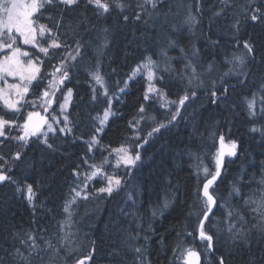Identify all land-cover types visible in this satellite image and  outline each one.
<instances>
[{
  "label": "trees",
  "instance_id": "obj_1",
  "mask_svg": "<svg viewBox=\"0 0 264 264\" xmlns=\"http://www.w3.org/2000/svg\"><path fill=\"white\" fill-rule=\"evenodd\" d=\"M137 2L124 0L129 7L123 13L113 7L110 14L103 16H97L91 6L85 7L82 2L63 12L58 31L59 7L41 9L38 14V23L51 28L60 41L74 49L79 39L84 47L81 57L68 61L69 79L60 86L59 100L53 103L57 107L63 94L72 89L65 112L71 132L59 131L64 127L62 121L46 136L29 137L27 144L11 139L22 134V128L16 126L6 129L8 138H0V156L8 161L4 170L17 181L16 184L0 182V259L4 264H24L9 253L20 248L27 255L20 241L26 240L29 234L36 238L41 249L39 255L32 256L31 264H74L75 259L92 251L93 241L95 252L86 264H141L134 251L136 247L143 249V264H184L183 253L188 247L201 253V264H208L209 259L211 264H219L220 256L226 264H247L250 258L257 264H264V232L253 228L259 216L245 205V200H258L264 193V184H261L264 179L261 97H256L254 117L249 116L246 104V98L252 99L253 92H258L264 82V18L256 22L250 19L253 9L259 8L264 13V0H227V4H222L221 0H200L199 4L197 0H159L155 9L146 6L147 12H141L139 21L133 19L140 11ZM189 12L197 20L191 28L184 23ZM216 12L221 14L214 15ZM124 15L130 17L127 22L123 20ZM104 28L109 30L106 34L108 44L99 49L105 36ZM169 40L175 41L177 46L169 47ZM246 40L255 48V59L249 58L245 69L247 80L239 85L238 81L244 77L225 76L231 67L225 60L234 54H243ZM22 47L30 49V46ZM160 49H167V55L172 57L170 65L164 63ZM31 51L36 52L35 49ZM50 52L51 59L37 53L44 59L40 67L45 74L53 71V65L59 66L65 55L64 48L50 49ZM193 52L197 55L193 56ZM147 55L159 63V68L154 69V83L155 88L165 94V100L156 92L149 93V99L145 100L147 83L143 75L128 79L132 69ZM98 59L112 97L111 115L100 132L96 131L99 121L93 117L102 116L109 103L103 95L92 100L94 81L86 71H95ZM188 59L200 74L191 84L188 82L190 70H184ZM209 64L211 70H208ZM51 79L48 76V80ZM214 83L217 95L221 96L217 104L211 102ZM45 84L47 80L27 94L31 109L25 107L18 116L0 103V115L22 125L27 112L40 110L44 113L42 107L33 109L31 102L39 105L37 97ZM226 87L228 92L224 98ZM185 94L189 99L180 106L179 98ZM171 101L175 103H169ZM141 106L144 112H140ZM178 107L180 112L172 121V114ZM161 123L166 127L149 136ZM93 135L98 143L89 151ZM220 135L225 137L226 144L235 141L237 149L234 156L223 158L221 174L210 189L219 199L206 221V230L214 237V254L209 257L205 254L207 242L198 238V218L190 213L198 212L199 218H203V205L195 193L202 189L205 181L203 167L215 173L214 156L220 147ZM45 139L52 148L43 143ZM122 145L134 155L141 154V160L130 171L122 165L115 167L116 158L111 150ZM17 151L22 156L19 160L13 159ZM105 158H108L107 163H104ZM4 160H0V164H4ZM90 164H103V171L108 175L118 174L122 185L108 195L96 192L106 186L103 175L86 182L89 198H78L72 206V247L78 250L69 256L67 249L60 247V222L67 216L63 206L71 198V188L77 184L84 186L85 175L91 171ZM74 171L80 173L79 178ZM28 184L35 193L31 205L26 199ZM18 186L24 191L17 192ZM234 187L240 189L239 194L233 191ZM165 199L168 201L166 208L163 207ZM229 209L240 213L247 221L244 227L249 230V246L233 241L227 231ZM65 230L68 231L67 226ZM46 240L57 246L58 253L51 248L45 250Z\"/></svg>",
  "mask_w": 264,
  "mask_h": 264
},
{
  "label": "snow or ice",
  "instance_id": "obj_2",
  "mask_svg": "<svg viewBox=\"0 0 264 264\" xmlns=\"http://www.w3.org/2000/svg\"><path fill=\"white\" fill-rule=\"evenodd\" d=\"M83 2L85 7L91 6L95 10V14L97 16H103L105 14H110L113 7L119 9L121 13H123L124 9L129 7L128 4L124 3V0H112V3H109V0H0V82H3V86H0V102L3 103V107L18 116L21 114V108L29 103L25 99L30 89L34 90L40 88L41 84L45 80H47V84L44 85V90L37 97V100L40 101L39 105L36 101H32V107L35 109L37 106L42 107L45 112L49 110L54 102H58L59 97L57 96L58 91H62L61 85L64 84L66 80L69 79V64L68 61H75L78 57L82 56V48L84 45L81 43L79 39L75 41V48H71L66 42L60 41V37L58 35L53 34L51 28H49L45 24L38 23L39 15L41 13V9H46L48 7H59L61 12V19L56 21L57 31L59 30L60 24L63 19V12L65 10L71 9L73 7H78ZM200 0H197V4H199ZM159 0H138L136 7L140 10L137 11L133 17L134 20H141V12H147L146 6H150L152 9L157 7ZM222 4H227V0H221ZM197 11H200V8L197 7ZM220 12L214 13V15H220ZM151 16V13H148ZM129 15H124L123 20L127 22L129 20ZM264 18V13H261L259 8L253 9L252 15L250 19L253 22H256L260 19ZM49 19H52L50 16ZM197 22L196 17L189 12V15L186 17L184 23L188 24L191 28ZM147 23V21H145ZM78 27V25H77ZM108 28L102 29V32L105 34L103 37L102 43L99 45V49H102L107 46L108 39L107 33ZM45 42H47V46H45ZM91 43V41H88ZM239 43V41H238ZM22 45L30 46L29 50H25ZM175 41L169 40V47H176ZM65 49V55L60 59L59 66L53 65V71L51 73H42L40 64L44 63V59H42L37 53L43 54V58L51 59L52 53L50 49ZM31 49H35L36 52L31 51ZM243 49L245 52L240 55H233L231 58H226L225 62L231 67L228 72L224 75L227 76L229 74H234L236 76H243L244 79L238 81L239 85H244L247 80V71L246 65L248 63L249 58L255 59V48L253 44L249 41H244ZM180 52L184 53V49L180 48ZM159 55L164 58V63L166 65H170L172 57L167 55V49H160ZM197 53L193 52V56H196ZM187 59V57H185ZM100 61L97 60V68L95 71H88V75L91 80L94 81L92 84V100L96 101L99 95H103L108 99L109 107L106 108L103 112V115L97 114L93 117V120L99 121V127L96 128L97 132L103 130V126L105 122L108 120L111 115V102L112 97L109 96L108 87L105 81L104 76L100 71ZM74 67V65H72ZM159 68V63L156 60H153L151 55H147L144 59L136 65L135 68L132 69L131 74L128 79L131 80L134 76L139 73L147 72V79L149 81V88L145 93V100L149 99V93L156 92L159 95L161 100H165V94L162 91L157 90L153 85L152 81L155 75L154 69ZM212 65L209 64L208 70H211ZM169 68L166 67L165 71H168ZM184 70H190L191 75L189 76V84L193 82V80L198 79L199 73L197 71L196 65L193 63L191 59H188V62L184 66ZM115 71V70H113ZM184 71L181 72V77L183 78ZM48 76H51L52 79L48 80ZM12 77L17 79L19 83H9L8 78ZM128 81H125V85H127ZM214 90L211 93L212 103L217 104L221 99V96L217 95V91L215 90V83L213 85ZM103 89L101 92L100 90ZM120 91H123L121 89ZM228 88H225L222 96L224 98L227 97ZM72 95V89H68L67 93L64 95V102L60 103V113L64 114L70 97ZM195 95V92L192 93ZM259 95L261 97V108L260 114L264 115V82H261L258 92H253L252 99L246 98L247 109L250 117L256 116V112L254 108L256 106V97ZM189 99L188 95L179 98V105L183 106L185 101ZM169 103H175V101H171ZM164 105L162 104L161 107ZM140 112H144V107L141 106ZM180 108L178 107L176 112L172 114L171 120L174 121L176 116L179 114ZM53 120H56L55 117H52ZM59 123L58 120H56ZM139 123V121H137ZM168 123H171L169 121ZM47 125L49 131H55L51 123L48 122V119L42 116L39 112L33 110L27 112V116L24 119L22 125L17 123V120H9L4 116L0 115V137L8 138L6 135V129L16 126L18 128H22V134L11 137V139L22 142L24 144L28 143V138L31 136H37L38 133H41V129ZM166 127L165 124L161 123L158 127L153 128L152 132L148 135L151 136L155 132H159L161 128ZM256 129H253L255 131ZM59 131L61 133L71 132V128L68 127V117L64 116V127L60 128ZM43 135H47V133H42ZM147 141H145L146 143ZM2 143V142H0ZM43 143L47 144V140L45 139ZM97 137L93 135L91 137V141L89 143V151L92 150V147L97 144ZM220 147L215 153V173H211L207 166L203 167V172L205 175V181L203 182L202 189H197L195 195L199 202L203 205V218L200 217V213H190V215H196L198 218V232H199V240L201 242L206 241V255L211 256L214 254V237L210 235L206 228V221L210 218V213H213L214 206L217 205L219 197L216 196L213 192L210 191L212 189L214 183L217 181V178L221 174V166L223 162V158L225 155L234 156L236 154L237 143L235 141H230L228 144H225V137L220 135L219 137ZM49 148H52L51 144H47ZM136 147H142V145H137ZM113 153L116 154V164L115 167L119 168L121 164H123L126 170L130 171L131 167L137 165V162L141 160L140 152H136L135 155H132L129 151L128 147L121 146L119 148H114ZM21 153L17 151L13 159L19 160L21 159ZM107 159L105 158V162L107 163ZM0 160H4L3 156H0ZM8 161L4 160V164H0V182L9 181L11 183L16 184L17 181L13 180L10 175H7L5 172V166ZM87 163V161H85ZM79 167V166H78ZM89 168L91 169L85 175V183L83 187H80L77 184L76 187L71 188L70 191V199H67L63 206V211L67 214L66 218L60 222V232L62 233L60 238V247L67 249V255L71 256L73 252L77 251V248H73V240L70 229L73 224V211L72 206L75 205L78 201V198L88 199L89 195L85 190L87 188V181H91L94 177L103 175L106 180V186L100 187L96 190L97 193H107L108 195H112L114 191L120 189L122 185V178L114 173L112 175H108L103 171V164L95 165L90 164ZM199 174V173H198ZM74 175L79 178L80 173L78 171H74ZM211 178H208V177ZM261 184H264V179L261 180ZM79 189V190H78ZM20 186L17 187V192H23ZM233 191L239 194V188H233ZM74 193V195H72ZM35 193L33 191V187L31 184L26 185V199L29 204L33 203V197ZM131 199V196H129ZM245 205L251 208V212L259 216V221L257 224L253 225V228H258L261 232H264V193H262L261 198L258 200H245ZM255 205V207H252ZM168 206V201L165 199L163 207L166 208ZM153 215H156V211H153ZM227 231L229 232L233 241H242L246 246H249V230L244 227V224L247 223L243 215L238 212H234L232 209H229L227 212ZM239 224V227L237 226ZM66 226L68 231H66ZM189 235H193V233H189ZM43 239V238H41ZM135 239V238H133ZM147 239V237L145 238ZM20 243L27 249V255L21 251L20 248H16L13 253H9L13 257H19L24 264H31V259L34 254L39 255L41 251L40 245L37 244L36 238L31 234L28 235L26 240H21ZM45 250L48 248L53 249L58 253L59 249L57 246L53 245L50 240H46L45 242ZM7 251V250H5ZM137 254V259L143 261L141 257L143 256V249L141 247H136L134 249ZM95 252V242L93 241V249L88 253L87 256L77 258L74 261V264H86V261L92 259V256ZM184 264H201V253L197 252L194 248L188 247L184 250ZM219 264H226V261L223 256L218 258ZM0 264H4L3 260L0 259ZM208 264H211L210 259L208 260ZM247 264H257V261L254 258H250L247 261Z\"/></svg>",
  "mask_w": 264,
  "mask_h": 264
},
{
  "label": "rangeland",
  "instance_id": "obj_3",
  "mask_svg": "<svg viewBox=\"0 0 264 264\" xmlns=\"http://www.w3.org/2000/svg\"><path fill=\"white\" fill-rule=\"evenodd\" d=\"M162 65H163V64H162ZM154 72H155V71H154ZM139 74L143 75L144 78L146 79L147 90H148V88H149V81H148V79H147V72H142V73H139ZM8 82H9V83H19V81H18L17 79H14V78H12V77H9V78H8ZM154 82H155V75H154L153 81L151 82L152 85L155 87V83H154ZM0 86H3V82H0ZM66 93H67V92H65V93L63 94V97H62L60 103H63V102H64V95H65ZM153 93H154V92H153ZM25 99L27 100V96L25 97ZM0 103L3 105L2 102H0ZM60 103L58 104L57 107L54 106V105L52 104V106L49 108V110L47 111V113H46V112L43 113V112L40 111V110L37 111V112H39L42 116H44L45 118L48 119V122L52 124L53 128H55V127H54L55 125H60L61 122L64 121V116H65V112H66L67 108H66L64 114L61 115V113H60V107H59ZM27 106H29V105L27 104V105H25L24 107H22V108H21V111H22L25 107H27ZM29 107H30V106H29ZM67 107H68V105H67ZM30 109H31V107H30ZM31 111H32V110H31ZM26 116H27V113L25 114V118H26ZM52 117H55L56 120L59 121V123H57L56 120H53ZM22 131H23V130H21V132H22ZM47 132H50V131L48 130L47 125H45V126L41 129V133H38V135H43L42 133H47ZM0 138H1V137H0ZM225 144H226V143H225ZM125 147H127V146H125ZM129 151H130V149H129ZM111 152L113 153L112 150H111ZM130 152H131V151H130ZM113 154L115 155V158H116V154H115V153H113ZM131 154L134 155L132 152H131ZM225 157L230 158L231 156H227V155H225ZM121 165L124 166L123 164H121Z\"/></svg>",
  "mask_w": 264,
  "mask_h": 264
},
{
  "label": "water",
  "instance_id": "obj_4",
  "mask_svg": "<svg viewBox=\"0 0 264 264\" xmlns=\"http://www.w3.org/2000/svg\"><path fill=\"white\" fill-rule=\"evenodd\" d=\"M222 166H223V162H222ZM222 166H221V170H222ZM215 207V206H214ZM198 252V251H197ZM201 263H202V260H201Z\"/></svg>",
  "mask_w": 264,
  "mask_h": 264
}]
</instances>
